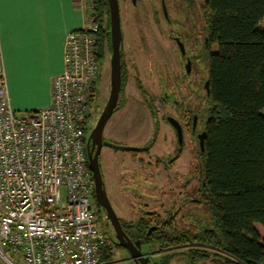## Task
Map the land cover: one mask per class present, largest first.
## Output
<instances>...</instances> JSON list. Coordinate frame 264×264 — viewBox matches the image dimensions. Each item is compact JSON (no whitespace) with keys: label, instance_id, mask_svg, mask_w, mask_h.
<instances>
[{"label":"flooded vegetation","instance_id":"obj_1","mask_svg":"<svg viewBox=\"0 0 264 264\" xmlns=\"http://www.w3.org/2000/svg\"><path fill=\"white\" fill-rule=\"evenodd\" d=\"M130 5L136 6V2L131 0ZM162 11L168 25L164 1ZM190 33L185 43L176 36L171 40L168 34L179 55V67L167 71L165 76L157 68L153 77L147 66L150 78L145 75L146 81L139 75L144 68L143 57L145 61L150 58L143 45L137 46L143 41L142 30L132 35L129 32L128 37V33H123L126 45L119 101L104 128L99 152L106 201L99 204L93 193L95 211L105 233L103 252L112 253V260L105 264H169L175 259L183 264H224L217 251L200 245L214 232L202 198L207 182L199 137L206 131L198 116L204 94L201 91H208L202 86L199 59L201 52L208 49V39L204 38L202 45L195 32ZM178 41L183 44L184 53ZM110 92L111 82L106 103ZM100 93L104 94L103 90ZM132 108L140 116H147L142 121L148 120V125L141 124L138 131L135 122L139 118L134 122L128 116ZM187 157L191 158L188 165ZM170 244L178 246L166 247ZM200 248L209 253L191 252ZM132 253L138 256L136 260Z\"/></svg>","mask_w":264,"mask_h":264},{"label":"built area","instance_id":"obj_2","mask_svg":"<svg viewBox=\"0 0 264 264\" xmlns=\"http://www.w3.org/2000/svg\"><path fill=\"white\" fill-rule=\"evenodd\" d=\"M81 5L87 22L65 38L48 107L16 114L0 38V264L106 263L85 139L99 26L95 0Z\"/></svg>","mask_w":264,"mask_h":264},{"label":"trees","instance_id":"obj_3","mask_svg":"<svg viewBox=\"0 0 264 264\" xmlns=\"http://www.w3.org/2000/svg\"><path fill=\"white\" fill-rule=\"evenodd\" d=\"M143 1L149 2L161 34L164 20L171 40L176 36L185 43L192 31L202 45L208 39V49L199 57L202 86L208 91H201L198 116L206 131L201 158L207 185L202 198L214 232L200 245L217 251L224 264H264V28L259 26L264 0H199L198 9L193 8L195 0H182L192 29L182 25L179 32L172 29L169 0ZM92 12L99 26L93 34L99 64L97 95L102 64L112 53L108 1L95 0ZM205 249L191 252L209 253ZM102 256L104 262L112 260L111 252L102 251ZM195 258L198 261L199 256Z\"/></svg>","mask_w":264,"mask_h":264},{"label":"crops","instance_id":"obj_4","mask_svg":"<svg viewBox=\"0 0 264 264\" xmlns=\"http://www.w3.org/2000/svg\"><path fill=\"white\" fill-rule=\"evenodd\" d=\"M82 0H0V38L16 114L51 105L66 36L85 27ZM21 116V115H19Z\"/></svg>","mask_w":264,"mask_h":264},{"label":"rangeland","instance_id":"obj_5","mask_svg":"<svg viewBox=\"0 0 264 264\" xmlns=\"http://www.w3.org/2000/svg\"><path fill=\"white\" fill-rule=\"evenodd\" d=\"M169 10L171 14V18L173 20L172 29L175 32H179L181 30V26H187V28L192 29V23L190 18L185 14L187 8V4L184 5L182 3V0H169ZM186 1V0H184ZM131 0H121V11H122V29L124 33H128L127 37L129 36V32L132 34H137L138 31L142 30V40L139 43H137V46L143 45L145 48V55H149L150 58H148L145 61L146 57H143V64L144 68L139 73V75L142 77V81H146V77L150 78V75H148V72L146 71V67L149 66V72H153V77H155L157 73V68H160V70L163 71V75L167 74V71L175 70L174 68H178V62H177V55L175 52V46L170 41V39L167 38L168 36V28H166L165 24L162 21V31L161 34L157 29L158 27L156 24H153L152 21V12H150V5L149 2H144L143 0H137L136 6L130 5ZM199 0L194 1V7L198 9ZM193 14L196 13L195 9H193ZM188 17V18H187ZM189 21L183 22L184 20ZM197 20V19H196ZM134 27H133V26ZM260 27L264 28V19L259 24ZM133 27V28H132ZM126 37V38H127ZM126 40H124V44L126 45ZM103 67L101 69V77L98 80L96 84L97 89V95L95 100L91 103L89 111H88V118L86 120V130H85V139H87L94 129L102 111L105 108L106 105V95L109 92L110 88V60L104 62L102 64ZM133 82H131L129 85L134 89ZM149 85V84H148ZM103 93H100V91ZM161 108V107H160ZM145 117L146 114L143 113ZM262 114H264V109L262 111ZM18 115H24L23 113H19ZM138 115V116H137ZM128 116H132L133 120L135 122L136 118L138 119V122H135L137 124V131L141 128V124L148 125V120L142 121V117L140 116V113H136V109L132 108V111L128 114ZM143 117V118H145ZM136 131V132H137ZM133 143V142H132ZM191 158H186L187 165L190 163ZM169 264H183L182 260L175 259L172 261H169Z\"/></svg>","mask_w":264,"mask_h":264},{"label":"water","instance_id":"obj_6","mask_svg":"<svg viewBox=\"0 0 264 264\" xmlns=\"http://www.w3.org/2000/svg\"><path fill=\"white\" fill-rule=\"evenodd\" d=\"M110 12V35H111V57H110V82L111 92L108 101L102 111L94 129L86 139L87 161L94 180L95 197L99 204L106 201V193L103 190V179L99 167V152L103 140V132L106 123L117 108L122 85V54L124 47V35L122 29V18L119 0H107ZM136 2V0H134ZM166 12V11H165ZM178 46L184 53V46L178 41ZM206 132L199 137L202 152H205ZM124 149L141 151L146 148L124 147ZM133 259L138 258L134 253ZM136 260V259H135ZM142 261V259H141ZM148 261V259H147ZM139 262V261H138ZM147 264V263H145Z\"/></svg>","mask_w":264,"mask_h":264}]
</instances>
